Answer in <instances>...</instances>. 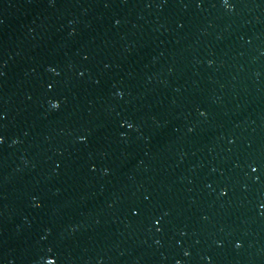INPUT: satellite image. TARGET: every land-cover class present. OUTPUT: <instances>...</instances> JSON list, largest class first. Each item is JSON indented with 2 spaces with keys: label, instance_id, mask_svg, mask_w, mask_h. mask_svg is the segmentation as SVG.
<instances>
[{
  "label": "water",
  "instance_id": "water-1",
  "mask_svg": "<svg viewBox=\"0 0 264 264\" xmlns=\"http://www.w3.org/2000/svg\"><path fill=\"white\" fill-rule=\"evenodd\" d=\"M229 3L0 0V264H264V0Z\"/></svg>",
  "mask_w": 264,
  "mask_h": 264
},
{
  "label": "snow or ice",
  "instance_id": "snow-or-ice-1",
  "mask_svg": "<svg viewBox=\"0 0 264 264\" xmlns=\"http://www.w3.org/2000/svg\"><path fill=\"white\" fill-rule=\"evenodd\" d=\"M223 3L225 5V7L231 6V4L229 3V0H223ZM52 107H58V104H53ZM129 127H131V124L128 125ZM81 140L85 139L84 137L80 138ZM0 140H2V137H0ZM256 169L253 168V172H255ZM49 264H52V261L49 262ZM177 264H179V262H177Z\"/></svg>",
  "mask_w": 264,
  "mask_h": 264
},
{
  "label": "clouds",
  "instance_id": "clouds-1",
  "mask_svg": "<svg viewBox=\"0 0 264 264\" xmlns=\"http://www.w3.org/2000/svg\"><path fill=\"white\" fill-rule=\"evenodd\" d=\"M228 7H231V6H228Z\"/></svg>",
  "mask_w": 264,
  "mask_h": 264
}]
</instances>
